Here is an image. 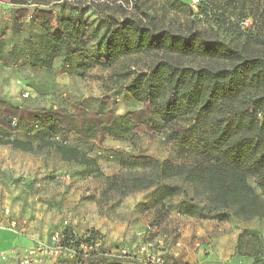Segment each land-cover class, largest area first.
Returning <instances> with one entry per match:
<instances>
[{
	"label": "trees",
	"instance_id": "obj_1",
	"mask_svg": "<svg viewBox=\"0 0 264 264\" xmlns=\"http://www.w3.org/2000/svg\"><path fill=\"white\" fill-rule=\"evenodd\" d=\"M128 1L135 7L146 2ZM161 1L182 17V25L159 27L152 16L148 21L133 18L118 5L121 18L106 19L97 43L98 50L104 46V53L97 57L100 65L118 62L120 54L150 57L144 66L125 75L122 89L142 107L129 111L124 121L139 134L162 128L166 145L178 151L177 160H160L137 150L132 156L153 160L156 172L150 180L135 179L131 186L143 189L167 180L158 201L166 194L180 192L183 196V207L169 211L168 217L175 212L225 221L235 212L244 221L251 220L259 196L250 181L264 191V0H199L196 10L183 0ZM12 2L20 6L15 10L17 18L28 15L26 1ZM29 15L45 32L46 67L56 57L65 60L83 50L92 38L91 32L82 30L81 14L62 17L36 6ZM246 19H250L249 28L241 24ZM196 59L202 64L185 63ZM71 110L29 108L0 100V128L16 131L21 124L26 128L42 124L45 130L58 129L94 145H100L106 135H115L116 117L110 108L94 111L74 104ZM51 138L44 141L40 137L34 143L0 136V143L28 152L53 145L63 160L95 165L78 147ZM64 232L77 242L86 237ZM254 234L239 233L238 253L255 256L258 238ZM105 260L109 259L93 255L86 261H72L99 264Z\"/></svg>",
	"mask_w": 264,
	"mask_h": 264
},
{
	"label": "rangeland",
	"instance_id": "obj_2",
	"mask_svg": "<svg viewBox=\"0 0 264 264\" xmlns=\"http://www.w3.org/2000/svg\"><path fill=\"white\" fill-rule=\"evenodd\" d=\"M12 1L0 0V100L29 108H64L68 112L74 104L94 111L110 108L115 113L117 129L114 136L106 135L100 145H94L73 134L63 135L58 129L45 130L42 124L33 128L21 124L16 131L0 128L1 137L34 143L40 137L46 141L51 136L53 141L74 145L95 160V165L63 160L53 145L28 152L0 143V227L10 228L28 240H46L67 220V226L77 235L94 234L101 238L106 249L123 247L130 254L122 262L109 259L99 264H143L145 252L140 251V246L150 241L153 244L148 252H159L167 261L187 264L163 252L165 248L176 247L172 239L181 234V222L172 214L168 217V213L183 207L182 194H166L158 201L167 180L143 189L131 186L135 179L150 180L156 172L153 160L132 156L137 150H146L160 160L178 159L176 147L166 145L167 135L162 128L139 134L131 129L130 122L124 121L129 111L142 107L122 89L125 75L144 66L150 57L120 54L118 62L110 61L107 66L97 62V57L104 53L103 44L98 50V38L108 17L121 18L118 5L133 18L148 21L152 16L159 27L176 28L183 24L182 17L161 0H146L141 7L132 6L128 0H48L46 3L24 0L29 13L39 5L38 8L52 10L62 17L81 14L82 30L92 33L83 50L65 60L56 57L46 67L44 63L49 58L44 30L32 17L17 18L15 10L20 6ZM183 1L194 10L199 3V0L196 4H192L193 0ZM154 121L161 124L158 116ZM250 183L259 196L256 214L246 224L258 238L253 247L255 256L237 251L235 254L243 259L238 264H264V191L253 181ZM10 220L15 222L12 227ZM164 233L169 240L160 248L156 241ZM5 264H15V260L8 258Z\"/></svg>",
	"mask_w": 264,
	"mask_h": 264
},
{
	"label": "crops",
	"instance_id": "obj_3",
	"mask_svg": "<svg viewBox=\"0 0 264 264\" xmlns=\"http://www.w3.org/2000/svg\"><path fill=\"white\" fill-rule=\"evenodd\" d=\"M171 214L181 222V234L172 239L176 247L171 250L165 248L164 253L176 259L181 258L187 264H238L243 261L241 256L235 254L238 235L243 230H251L246 227L248 221H244L237 213L234 212L225 221L177 216L175 212ZM160 238L163 242L169 240L166 233ZM262 241L264 244V237ZM29 244L30 239L10 228L0 227V251L6 253L5 259L0 258V264H5L8 258L14 259L16 264Z\"/></svg>",
	"mask_w": 264,
	"mask_h": 264
},
{
	"label": "built area",
	"instance_id": "obj_4",
	"mask_svg": "<svg viewBox=\"0 0 264 264\" xmlns=\"http://www.w3.org/2000/svg\"><path fill=\"white\" fill-rule=\"evenodd\" d=\"M198 0H193L192 4H196ZM37 7L39 5H36ZM28 14L26 18H30ZM243 27L249 28L250 19L243 20L241 22ZM177 216H182L176 213ZM15 224L14 220H10V226ZM68 221H63V227L54 230L50 237L46 240L32 238L30 239L29 246L18 257L16 264H65L68 261H86L93 255H100L107 259L122 262L127 259L130 254L126 248L117 247L113 249H106L102 243V240L98 236L86 235L83 240L76 241L69 232L65 233V230L76 232L67 226ZM4 227V226H3ZM151 229V227H150ZM181 231V229L179 228ZM76 235V234H75ZM158 246H162V239L156 241ZM152 242L145 243L140 246V251L145 252L143 264H175L174 262L167 261L164 256L155 251L148 252L149 246H152ZM6 253L0 251V258L5 259Z\"/></svg>",
	"mask_w": 264,
	"mask_h": 264
}]
</instances>
